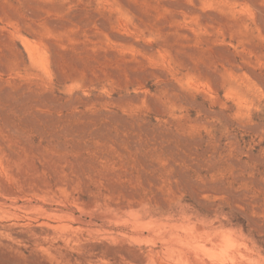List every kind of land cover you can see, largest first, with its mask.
Returning <instances> with one entry per match:
<instances>
[{"label": "rangeland", "instance_id": "1", "mask_svg": "<svg viewBox=\"0 0 264 264\" xmlns=\"http://www.w3.org/2000/svg\"><path fill=\"white\" fill-rule=\"evenodd\" d=\"M0 264H264V0H0Z\"/></svg>", "mask_w": 264, "mask_h": 264}]
</instances>
